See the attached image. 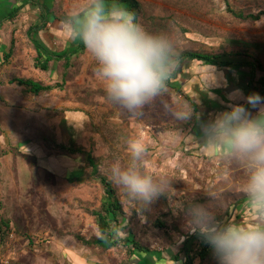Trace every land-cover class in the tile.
Masks as SVG:
<instances>
[{"label":"rangeland","instance_id":"374dc122","mask_svg":"<svg viewBox=\"0 0 264 264\" xmlns=\"http://www.w3.org/2000/svg\"><path fill=\"white\" fill-rule=\"evenodd\" d=\"M25 1L5 0L8 6L0 7V18L11 9H20L14 20L0 23V46L6 47H0V53L5 56L14 44L18 58L11 66L8 63L0 67V264H139L136 259L130 260L124 248L102 251L79 242L78 237L89 240L99 236L91 212L102 204L104 190L99 179L91 175L85 157L67 153L60 148L62 145L74 143L91 152L98 160L101 175L108 178L110 163L127 161V138H143L148 149L146 169L167 179L172 196L171 201L161 196L138 213L130 211L113 185L126 218L134 219L138 229H149L169 205L177 211L184 198L207 197L209 190L218 192L220 197L226 192H242L243 172L218 153L213 158L204 156L201 146L188 140L193 116L188 121L183 119L184 113L193 111L185 95L198 105L206 99L226 109L231 104H243L255 114L256 109L246 103L252 92L247 84L246 92L239 89L237 72L220 71L201 63L185 64L175 82L182 87V94L167 87L162 97L133 118L107 100L87 51L71 59L69 70L63 69L62 62L48 72L35 70L36 53L31 50L27 33L29 26L39 21V10H33ZM138 1L143 8L138 22L152 32H175L180 52L250 50L264 65V17L259 21H240L229 12L232 8L258 15L264 12V0ZM49 3L53 13L61 15L82 7L85 0ZM49 26L53 35L47 40L48 46L55 52L64 51L73 39L62 32L59 22ZM212 75L217 77L215 83ZM261 76L259 73L257 79ZM13 78L51 83L57 86L53 90L55 99L51 104L41 95L27 94L24 88L10 83ZM236 90L242 92V97L230 99ZM68 113H74L73 118ZM80 113L86 116L85 122ZM200 117L207 122L213 115ZM69 121L73 123L70 125ZM235 214L233 222L247 220L249 210L245 203L237 206ZM142 236L144 244L159 252V257L167 255L161 253L165 250L162 238L156 240L152 233ZM175 251L169 255L173 257ZM157 263L184 264L182 259L160 258Z\"/></svg>","mask_w":264,"mask_h":264},{"label":"clouds","instance_id":"9594fccd","mask_svg":"<svg viewBox=\"0 0 264 264\" xmlns=\"http://www.w3.org/2000/svg\"><path fill=\"white\" fill-rule=\"evenodd\" d=\"M60 23L62 32L81 41L94 61L107 100L133 118L167 92L180 57L175 32L149 31L120 0H85ZM212 77L215 83L217 77ZM240 97V90L230 94L233 100ZM246 103L256 109L255 114L243 104L229 105V110L201 124L203 143L199 144L203 152H217L243 172L241 188L249 218L245 222L218 219L213 208L221 197L212 190L205 193L207 203L187 201L179 208L186 230L199 234L211 247L217 264H264V98L252 93ZM193 115L186 112L183 119ZM125 144L127 161L110 163L107 176L130 211L142 213L161 196L171 201L167 179L146 169L148 149L143 138L130 136Z\"/></svg>","mask_w":264,"mask_h":264},{"label":"trees","instance_id":"16d2710c","mask_svg":"<svg viewBox=\"0 0 264 264\" xmlns=\"http://www.w3.org/2000/svg\"><path fill=\"white\" fill-rule=\"evenodd\" d=\"M25 2L30 4L33 10H39V21L31 24L27 33L28 40L32 44L36 53V57L34 58V68L42 72H48L50 70V64L55 61L57 63L62 62L63 69L69 70L71 59L86 51L82 42L73 39V41L69 43L70 47L68 49L61 53H54L45 46L39 36L40 32L45 31L52 22L57 21L60 23L67 14L55 15L52 11L49 0H27ZM120 2L123 3L129 11L136 15L138 21L143 9L141 3L138 0H120ZM7 6L8 5H6L5 2L2 4L0 3L1 8ZM4 11L7 12L6 10ZM19 12L20 9H11L10 13L3 17V20H1L0 23L2 24L5 20H14L19 15ZM229 12L236 20L240 21H259L264 17V12L259 13L258 15H253L232 8ZM13 47L14 44L9 50V53L5 55L6 61L12 57ZM193 63H201L204 66L214 67L220 71L231 70L237 72L239 75V82L242 84V86L241 84L239 85V89L246 92L247 90L244 88V84H247V89L250 92L256 93L259 91V95L264 96V65L259 61L256 55L251 53L250 50H238L218 54L193 50L180 52L178 64L180 67L174 71L171 78L167 81V87L182 94V87L175 82L177 81L181 67L185 64H189L190 66ZM259 73H262V76L257 79ZM15 82L18 86L23 87L27 94L33 96L49 93L57 88V86H47L32 79H16ZM185 99L190 102L194 112L190 135L194 138H198V135H202L201 124L206 122L201 119L200 115L219 113L223 110V107L219 103L213 104V102L208 101L207 99L203 105H198L187 95H185ZM214 111L215 113H213ZM197 117H199V119H197ZM60 148L68 150L67 153L71 155H83L92 170L91 175L99 179L104 190L102 204L98 210L91 212V215L96 221L99 236L89 240L78 237L79 242L84 246L102 251H112L124 248L127 250L130 260L136 259L139 264H151L149 261L152 257H156V255L159 257V252L156 253V251L150 250V248L144 244L142 235L146 236L149 233H152L156 240L163 239V244L161 245L165 250L161 251V253L165 252L169 255L171 250H176L175 253L172 254V259L175 261L182 259L184 264H217L211 247L204 242L199 234H191L186 230L185 216L179 209L175 211L169 205L168 211L163 214L159 213L157 218L152 221V226H150L149 229L146 227L138 229L134 224V219L126 218L113 184L107 177L101 175L98 160L93 157L92 153L85 151L74 143H71L68 147L62 145ZM187 201L205 204L208 202V198H184L182 202H180L181 206ZM240 203H245L243 192H240L237 195L226 192L221 196L219 206H215L213 211L218 216V219L233 221L237 214H235V210ZM248 218L249 216L247 219ZM116 229H119V233H117ZM1 232L2 229L0 225V233Z\"/></svg>","mask_w":264,"mask_h":264},{"label":"crops","instance_id":"0c3cea01","mask_svg":"<svg viewBox=\"0 0 264 264\" xmlns=\"http://www.w3.org/2000/svg\"><path fill=\"white\" fill-rule=\"evenodd\" d=\"M5 2V0H0V3L1 2ZM2 2V3H3ZM1 3V4H2ZM1 20H3V17H1L0 18V21ZM50 30H52V28H50V26H48V28L45 30V31H42V32H40V34H39V36H40V38L42 39V41L44 42V44H45V46L46 47H48L52 52H54V53H61V52H55V51H53V49L50 47V46H48V43H47V40L50 38V35H53V34H51L50 32ZM50 31V32H49ZM0 42H1V39H0ZM14 42H15V40H14ZM69 43H70V41H69ZM69 43H67L68 44V46L70 47V45H69ZM31 46V50H33V51H35L34 50V48H33V46L32 45H30ZM68 46H67V48L66 49H68ZM0 47H4V48H6L3 44H1V46ZM28 47V46H27ZM4 48H3V50H4ZM65 49V50H66ZM6 51V50H5ZM27 52L29 51V50H26ZM63 52V51H62ZM15 53H16V51H13V55H12V57L8 60V61H6V59H5V56H4V53H0V67H5L4 65H6V64H8V63H10V66L12 65L11 63H15L17 60H18V58L17 57H15ZM33 63H34V61H33ZM57 64H60V63H57V62H52L51 64H50V70L51 69H53V67L55 66V65H57ZM33 66H34V64H33ZM36 70V69H35ZM16 79H23V78H13L11 81H10V83L11 84H16V82H15V80ZM16 85H18V84H16ZM47 86H51V83H49V84H47ZM23 88V87H22ZM25 90V89H24ZM41 98L43 99V100H47L48 101V103H51L52 104V101H53V99H55V94H54V92L53 91H51V92H49V93H45V94H41ZM44 104H42V106H43ZM226 110H229V109H226V108H223V110L221 111V112H223V111H226ZM213 113H215V111L213 112ZM69 115H70V113H68ZM68 114H67V116H68ZM74 114V113H73ZM73 114H71L70 116H72L71 118H73ZM81 114V121L83 122H85V118H84V114L83 113H80ZM217 114V113H216ZM210 115H215V114H210ZM77 116H79V115H77ZM86 117V116H85ZM80 121V122H81ZM70 122V125H71V123H73V121H69ZM189 141H190V143L193 145V144H199V143H203V139H202V135H198V138H193V137H191V135H189V139H188ZM199 146H201L200 144H199ZM195 148V147H194ZM193 148V149H194ZM202 151V150H201ZM203 152V151H202ZM217 152H212V151H209V152H203V154H204V156H210L211 158H213V157H215ZM217 158V157H216ZM159 258L160 259H172V256H170V255H162L161 257H158L157 255H156V257H152L151 259H153L155 262L154 263H152L151 262V260L149 261L151 264H158L157 263V261H159ZM157 260V261H156ZM148 264V263H147Z\"/></svg>","mask_w":264,"mask_h":264}]
</instances>
